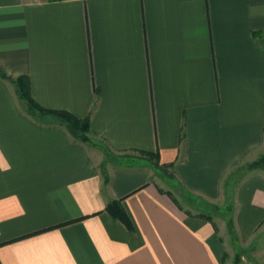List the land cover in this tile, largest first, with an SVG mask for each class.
I'll use <instances>...</instances> for the list:
<instances>
[{
  "label": "crops",
  "instance_id": "obj_1",
  "mask_svg": "<svg viewBox=\"0 0 264 264\" xmlns=\"http://www.w3.org/2000/svg\"><path fill=\"white\" fill-rule=\"evenodd\" d=\"M260 36L264 0H0V72L91 137L0 77V264H264ZM238 170L229 227L170 195L215 204Z\"/></svg>",
  "mask_w": 264,
  "mask_h": 264
},
{
  "label": "trees",
  "instance_id": "obj_2",
  "mask_svg": "<svg viewBox=\"0 0 264 264\" xmlns=\"http://www.w3.org/2000/svg\"><path fill=\"white\" fill-rule=\"evenodd\" d=\"M259 44L264 48V43L259 42ZM0 77L1 79L10 82L13 85L17 99L23 106L26 113L33 119L43 122L57 121L59 123H63L68 126V128L73 130L77 136L75 137L77 140H80L82 137L89 136L90 132L88 118L80 120L67 112L46 110L40 107L31 97L30 85L27 77L21 76L17 78H11L2 72H0ZM263 167L264 157L246 166L248 170H255ZM106 212L113 219L120 221V223H122L129 231L133 230L132 223L119 201H113L108 204L106 207ZM187 214L189 215V213ZM202 217L207 219V217Z\"/></svg>",
  "mask_w": 264,
  "mask_h": 264
},
{
  "label": "rangeland",
  "instance_id": "obj_3",
  "mask_svg": "<svg viewBox=\"0 0 264 264\" xmlns=\"http://www.w3.org/2000/svg\"><path fill=\"white\" fill-rule=\"evenodd\" d=\"M258 41L260 43H264L261 36L259 37ZM71 132L74 138L77 137L73 132V130H71ZM90 138H91L90 135L85 136L80 138V141L84 142V141H88V139L90 141ZM95 143H97L100 146V149L104 151V153L107 152L106 153L107 161L113 162V161H117L118 159L121 160V162L123 161L126 165H131V164L133 165L136 163V160H132L131 158H126V155L121 157L112 155L111 153H109L106 147L104 148L101 147L102 146L101 143L98 142ZM241 177H242V171L240 172V170H238L235 171L231 179L228 178L226 181L223 182L221 198L215 204L206 203L192 196L190 193H186L185 191L183 192L182 190L179 191L177 187L171 189L170 195L174 197V202L176 203L178 208L184 211L185 213H189L190 215L191 212L193 211L195 212V210L198 211L200 209L199 207L201 206L202 209L201 212L205 213L206 216L204 215V217H207L206 220H208L213 227H215V225H218L220 228L222 227L223 223H225L227 227H229L230 220L232 219L233 212L235 211L234 190Z\"/></svg>",
  "mask_w": 264,
  "mask_h": 264
}]
</instances>
